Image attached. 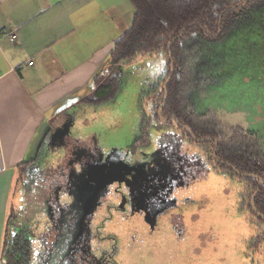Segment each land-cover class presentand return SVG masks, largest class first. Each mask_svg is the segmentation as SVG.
I'll list each match as a JSON object with an SVG mask.
<instances>
[{
  "label": "rangeland",
  "instance_id": "obj_1",
  "mask_svg": "<svg viewBox=\"0 0 264 264\" xmlns=\"http://www.w3.org/2000/svg\"><path fill=\"white\" fill-rule=\"evenodd\" d=\"M204 48L209 61L204 77L214 78V82L192 94L197 113L217 120L225 142L240 132L252 134L260 139L264 152V17L226 42L217 46L207 42ZM167 62V55L158 53L122 71L123 86L112 104L113 124L108 125L103 137L92 139L98 153L109 156L115 148L127 150L140 125L141 94L161 76ZM94 127L99 132L101 123L87 125L91 137ZM169 127L168 132L152 131V148L159 150L167 140L179 139L181 150L195 160L194 178L189 187L181 188L180 196L188 197L198 221L192 222L185 215H163L156 230L150 231L141 215L130 216L120 205L123 192L96 210L92 255L97 259L107 253L112 264H264V246L255 252L248 249L247 242L257 236L259 227L253 206L254 213L244 206L247 181L221 172L215 161L209 163L206 149L210 145L190 143L184 139V130L176 124ZM86 152L83 148L82 156ZM45 155L42 165L35 167L40 174L50 173L45 176L46 184H54L55 171L63 160ZM62 165L67 172L64 161ZM23 184L21 181L19 191ZM42 184L38 181L34 188ZM15 213L19 215L16 209Z\"/></svg>",
  "mask_w": 264,
  "mask_h": 264
},
{
  "label": "crops",
  "instance_id": "obj_2",
  "mask_svg": "<svg viewBox=\"0 0 264 264\" xmlns=\"http://www.w3.org/2000/svg\"><path fill=\"white\" fill-rule=\"evenodd\" d=\"M134 16L129 0H0V264L9 217L24 204L21 166L93 148L113 124L112 105L80 101ZM92 123L101 133L91 137Z\"/></svg>",
  "mask_w": 264,
  "mask_h": 264
},
{
  "label": "trees",
  "instance_id": "obj_3",
  "mask_svg": "<svg viewBox=\"0 0 264 264\" xmlns=\"http://www.w3.org/2000/svg\"><path fill=\"white\" fill-rule=\"evenodd\" d=\"M129 1L135 9L132 26L115 42L110 65L94 78L93 91L80 104L90 108L112 105L123 86L120 72L135 67L145 58L165 53L166 69L141 94L140 125L131 147L136 151L148 147L153 130L167 131L174 122L187 132L186 141L210 145V160L217 163L221 172L247 181L243 189L244 206L252 212L251 198L259 190L254 198L259 231L247 242L250 251H258L264 246V152L260 139L240 133L231 142L222 140L214 157L216 142L212 140L222 137V128L211 115L197 113L192 94L214 82V78L204 77L209 63L204 48L206 43L220 45L255 24L257 19L264 17V0ZM168 117L170 120L165 122ZM195 139L208 140L195 142ZM164 145L167 150L172 146L177 151L182 148L179 139L167 140ZM217 160L226 163L222 165ZM31 165L33 163L21 166L22 180ZM240 173L249 174V177ZM17 219V213L12 212L3 245L4 264H26L24 250L17 248L13 241ZM89 258L83 255L80 264H99L94 260L90 262Z\"/></svg>",
  "mask_w": 264,
  "mask_h": 264
},
{
  "label": "flooded vegetation",
  "instance_id": "obj_4",
  "mask_svg": "<svg viewBox=\"0 0 264 264\" xmlns=\"http://www.w3.org/2000/svg\"><path fill=\"white\" fill-rule=\"evenodd\" d=\"M167 119L168 122L170 118ZM152 144L136 151L131 143L125 152L115 148L109 156L98 153L95 147L87 149L83 156L82 149L64 154L61 159L68 171L62 161L55 171L54 184H46L45 176L50 173L40 174L36 165H31L13 234L15 246L25 252L26 264H80L83 255L90 257V262L112 264L107 253L97 259L92 255L93 225L98 207L123 192L120 205L128 209L130 216L141 215L150 231L156 230L163 215H185L197 222L198 215L189 206L188 197L180 196L181 188L189 187L194 178L195 160L174 146L167 150L164 145L158 150ZM219 146L215 145L214 157ZM210 149H206L209 163ZM38 181L44 184L35 189Z\"/></svg>",
  "mask_w": 264,
  "mask_h": 264
},
{
  "label": "water",
  "instance_id": "obj_5",
  "mask_svg": "<svg viewBox=\"0 0 264 264\" xmlns=\"http://www.w3.org/2000/svg\"><path fill=\"white\" fill-rule=\"evenodd\" d=\"M183 34H181L180 36H182ZM167 120L168 119H166L165 121L167 122ZM203 141H205V140H203ZM214 142H216V148L219 146V144H220V139H214L213 140ZM233 168V170H235L236 172H237V170L234 168V167H232ZM242 176H244V177H249V174H241ZM260 184L262 185L263 184V182H262V180H260ZM259 192V190H257L256 192H255V194L252 196V206H253V208H254V210H255V207H254V198H255V195L257 194ZM256 211V210H255ZM259 215H261V214H259ZM264 218V217H263Z\"/></svg>",
  "mask_w": 264,
  "mask_h": 264
},
{
  "label": "built area",
  "instance_id": "obj_6",
  "mask_svg": "<svg viewBox=\"0 0 264 264\" xmlns=\"http://www.w3.org/2000/svg\"><path fill=\"white\" fill-rule=\"evenodd\" d=\"M10 38L13 42H16L17 41V35L16 34H10ZM31 65H33V63H30Z\"/></svg>",
  "mask_w": 264,
  "mask_h": 264
}]
</instances>
